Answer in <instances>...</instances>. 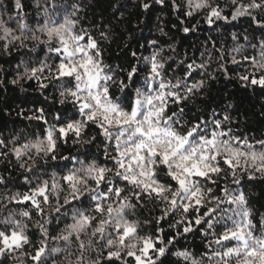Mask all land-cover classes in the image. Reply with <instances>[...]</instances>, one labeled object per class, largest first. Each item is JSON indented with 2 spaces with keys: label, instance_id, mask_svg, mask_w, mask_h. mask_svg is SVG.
<instances>
[{
  "label": "snow or ice",
  "instance_id": "obj_1",
  "mask_svg": "<svg viewBox=\"0 0 264 264\" xmlns=\"http://www.w3.org/2000/svg\"><path fill=\"white\" fill-rule=\"evenodd\" d=\"M169 2L174 11L181 10L177 0ZM10 3L7 12L0 4V55L21 58L9 83L34 81L41 93L52 88L58 103L66 107L52 114L53 123L44 107L31 109L33 115L27 118L43 122V136L19 144L14 137L11 147L0 137V160L11 164V155L29 174L39 171L38 164L49 165L58 158L75 164L49 179L25 176L26 192L0 195V209L7 210L0 219V264L5 260L10 264H164L169 254L186 264H264V215L254 222V209L244 190L250 182H264V139L237 134L230 111L236 106L231 101L210 115L203 111L193 115L188 107L205 94L208 81L217 79L216 72L232 79L223 51L214 72H208L211 52H201L203 62L192 60L183 76L169 78L166 66L173 57L165 58L164 47L149 40L150 55L138 57L131 51L136 63L124 69L105 59V45L118 38L119 21L113 23L118 9L112 17L101 13L89 19L86 9L93 5L82 0ZM153 3L164 5L165 0H142L140 6L149 10ZM230 4L229 16L214 0H183V15L193 17L206 10L209 25L246 16L264 32V0H230ZM28 8L33 9L31 15ZM232 38L236 40L237 34L232 33ZM241 47L231 50L230 63L248 62L251 70L235 78L242 88L264 91V40L259 42L258 55H243ZM141 65L146 75L138 85ZM197 72L200 79L194 77ZM90 126L103 137L98 151L105 163L94 156L58 157L59 145L70 140L80 147L93 145L96 135L85 138ZM13 203L30 207L14 212L8 209ZM150 203L162 206L159 215L143 221L129 218ZM62 218L70 222L50 235L49 226ZM153 220L155 231L145 232ZM29 222L39 233L36 243ZM164 223L171 235H165ZM205 224V238H213L207 240L209 251L199 259L187 249L171 251L178 238ZM217 226L222 229L219 233ZM49 241H62L65 247H49ZM60 255L63 258L58 260Z\"/></svg>",
  "mask_w": 264,
  "mask_h": 264
},
{
  "label": "trees",
  "instance_id": "obj_2",
  "mask_svg": "<svg viewBox=\"0 0 264 264\" xmlns=\"http://www.w3.org/2000/svg\"><path fill=\"white\" fill-rule=\"evenodd\" d=\"M142 0H82L85 5H93L92 8L86 9L89 19L93 16L99 17L101 13L104 17H112L113 10L116 12L115 24L119 21L116 32L118 38L114 39L111 44H106V62L113 65H119L121 68L127 69L130 64L136 63V59L131 56V51H136L137 56L150 55L152 48L147 43L149 40H157L164 47L163 56L165 58L171 56L173 60L168 61L167 76H183L186 64L195 60L196 63L203 62L200 56L201 52H211L213 63L208 68V72L212 73L218 67L216 59L218 53L222 50L225 61H229L226 66L229 69V75L232 79H226L220 73L216 72L217 79L208 81L206 92L203 96L197 97L195 106L189 104L192 114L196 115L200 112H205L210 115L212 110L220 112L221 108L227 105L230 101L236 106L230 110L234 118L232 127L239 129L237 134H247L255 139H264V91L259 88H242L239 81L235 78L236 75L243 74L246 70H251V65L248 62H241L238 65L230 63L231 50L237 46L241 47L243 55H258L259 42L264 40V32H261L248 17H240L233 21L216 20L214 24L209 25L206 22V10L201 11L193 17H185L183 15V0H177V3L182 5L180 11H174L169 0H165L164 5L153 3L149 10H144L140 4ZM247 3V0H244ZM214 3L220 4L225 8L224 15H229L232 11L230 0H214ZM0 4L5 5V10L11 8L10 0H0ZM31 15L32 8L26 9ZM123 14L122 16L120 14ZM193 31L184 33L183 27L192 28ZM163 29V32H161ZM166 33L167 35H164ZM232 33L237 34V39L233 40ZM247 36V40L244 37ZM129 37H131L129 39ZM212 42H215L213 48ZM124 45H127L125 48ZM256 45L255 48L252 46ZM174 48L175 51L170 50ZM42 55V54H41ZM19 55L3 56L0 55V79L4 80L3 85H0V137H3L9 147L12 146L11 141L14 137H18L16 143H23L29 139H35L37 136L42 137L45 125L42 121L30 120L27 117L32 116L31 109L35 107H44L48 114L50 123H53L52 114L61 111L64 107L58 103V97L54 89L49 88L41 93L36 90L34 81H25L20 85H12L9 81L14 76V65L20 60ZM237 60H240V55H237ZM184 60L185 64L181 65L178 62ZM146 75L145 68L141 65L140 75L136 78L137 84ZM196 79H200L199 73H194ZM129 98L131 92H129ZM127 106V102H126ZM23 109V115H18V112ZM96 135L97 140L93 145H73L71 140L68 144L59 145V155L76 156L78 159L88 160L95 157L98 162L105 163L102 151H98L103 146V137L98 134V130L91 127L88 130V136ZM84 153H90L86 156ZM9 164L6 160H0V175H3L4 180L0 182V195L19 192H26L29 185L25 182L24 177L28 176L30 180L35 177L49 179L52 173L62 174L67 168L74 166L75 161H57L50 162L49 165H40L37 167L39 171L31 174L20 169L16 160L9 155ZM79 166V165H75ZM109 166H112L109 163ZM223 183V181L221 182ZM245 192L249 195L250 206L254 209L255 221L264 215V182L253 181L247 184ZM219 194V193H217ZM30 205H17L15 203L8 206V209L14 212H19ZM160 207L150 203L146 208H137L134 216H129L130 219H145L154 218L160 214ZM225 207H228L225 205ZM7 215V210L0 209V219ZM20 218V217H17ZM33 221L38 217L33 212ZM171 220L172 217H169ZM70 222L66 218H62L59 224L53 223L49 226L50 235H56L65 223ZM30 225V235L33 242L36 243L39 239V233ZM165 228V235H171L172 230L167 227V223L162 225ZM155 222L151 226L145 227V232L155 231ZM199 230L188 233L185 236L178 238L172 252L178 249H187L191 251L198 259L206 251L207 240L213 237L209 235L205 238L203 232L207 225L198 226ZM215 231H222L220 227H216ZM257 234L259 235V225L257 224ZM49 247H61L65 245L62 241H49ZM213 249L220 250V246L213 244ZM31 250V249H29ZM72 250L75 251V245H72ZM62 259L60 255L56 257ZM95 258V254H92ZM74 259V257H73ZM4 264H10V261L5 260ZM28 264H31L29 261ZM164 264H186L181 258H177L169 254L164 261Z\"/></svg>",
  "mask_w": 264,
  "mask_h": 264
}]
</instances>
